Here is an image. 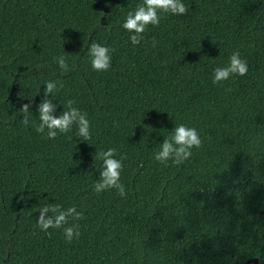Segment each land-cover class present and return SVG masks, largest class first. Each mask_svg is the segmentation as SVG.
I'll return each instance as SVG.
<instances>
[{
    "label": "trees",
    "instance_id": "obj_1",
    "mask_svg": "<svg viewBox=\"0 0 264 264\" xmlns=\"http://www.w3.org/2000/svg\"><path fill=\"white\" fill-rule=\"evenodd\" d=\"M142 2L0 0V264H264V0H183L188 15L161 14L133 46L122 25ZM92 42L115 50L107 72L92 69ZM237 51L248 74L213 84ZM48 81L54 115L76 101L91 140L76 125L35 131ZM179 124L203 144L165 167L154 155ZM108 148L127 157L126 198L92 190ZM49 203L83 213L67 225L78 240L37 227Z\"/></svg>",
    "mask_w": 264,
    "mask_h": 264
},
{
    "label": "clouds",
    "instance_id": "obj_2",
    "mask_svg": "<svg viewBox=\"0 0 264 264\" xmlns=\"http://www.w3.org/2000/svg\"><path fill=\"white\" fill-rule=\"evenodd\" d=\"M188 13L189 7L183 3V0H143L134 12H128L122 27L130 34L129 40L135 46L139 45L144 39L143 34L148 30L149 25L159 26L161 14L186 16ZM156 44L157 42L153 38L152 46L156 47ZM114 51V49L92 42L88 49L92 69L97 72H107L111 68L112 53ZM54 59L61 70L68 71L65 56L61 55ZM248 71V61L241 59L240 53L237 51L231 55L227 66L214 69L212 82L220 85L230 77H244L248 74ZM60 87L62 88L63 85L61 84ZM56 91H58L57 82H46L43 99L36 107L40 123L35 127V131L37 133L46 132L49 139H56L58 134L69 133L72 131L73 125H76L78 129L76 138L83 141L91 140L90 122L87 113L81 112L79 108L73 106L76 101L69 99L65 105V110L59 116L54 115L57 110V105L53 103ZM228 91H231V89H228ZM49 96H51V99H49ZM32 107L31 102L25 103L17 111L19 116H23L20 122L25 126L30 123L29 117ZM69 139H72V137H69ZM202 144L200 134L194 127L179 124L173 130L171 136L165 138L163 143L159 145L154 159L165 167L169 166V161H172L173 165L179 166L188 161L193 155V149H200ZM116 155L117 150L115 148H108L106 151H100L96 154V159L103 162V167L99 179L92 184V190L96 194H101L115 189L120 197L126 198L127 192L125 186L121 183V171L123 169L122 160L127 157L123 156L116 159ZM83 218V213L78 211L75 205L65 210L59 204L49 203L40 208L37 227L49 237L52 235L49 229L63 228L65 241L71 243L81 236L80 225L78 223L67 225H69L70 220L79 221Z\"/></svg>",
    "mask_w": 264,
    "mask_h": 264
},
{
    "label": "water",
    "instance_id": "obj_3",
    "mask_svg": "<svg viewBox=\"0 0 264 264\" xmlns=\"http://www.w3.org/2000/svg\"><path fill=\"white\" fill-rule=\"evenodd\" d=\"M247 264H259L258 259L253 258L246 261Z\"/></svg>",
    "mask_w": 264,
    "mask_h": 264
}]
</instances>
